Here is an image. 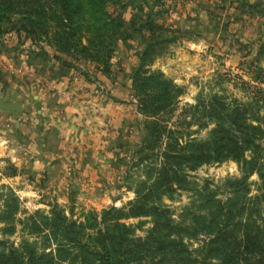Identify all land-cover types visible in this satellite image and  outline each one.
<instances>
[{"label":"rangeland","instance_id":"rangeland-1","mask_svg":"<svg viewBox=\"0 0 264 264\" xmlns=\"http://www.w3.org/2000/svg\"><path fill=\"white\" fill-rule=\"evenodd\" d=\"M70 1L79 4L80 9L73 13V32L68 33L67 48L55 46L51 32L41 33L34 29L32 37L29 36L19 26L26 23L19 13H6L0 17V102L15 106L0 116V196L3 197L7 190L4 186H7L18 196L19 207L27 212L38 209L47 213L54 203L66 215L80 219L89 211L99 212L110 205L124 206L134 196L129 187L143 172L136 162L140 136L155 116L143 111L144 104L140 105L139 91L132 88L134 73L138 72V77L140 70L145 75L161 72V79L178 87L172 99L176 102L173 113H178L184 103L194 104L199 95L210 93L245 100V91L239 85L242 79L255 83L264 91V1ZM17 26L20 27L18 32L14 29ZM79 43L85 44V48L80 49ZM55 64L69 68L74 77H80L90 88L84 114L79 118L75 114L76 119H71L72 136L68 142L60 144L64 162L62 181L59 176L57 181H52L48 171L21 167L12 160L8 154V140H16L17 146L30 142L29 138H20V133L14 129V121L18 124V116L24 117L20 113L22 108L30 118L36 117V107L35 104L24 107L22 102H26H18L13 93L14 100L3 99L10 80L28 83L38 77L34 71L36 65L51 69ZM0 111L5 110L0 108ZM162 115L170 123L175 118V115L171 119L165 113ZM38 120L39 123L28 127L29 132L43 131L42 119ZM205 131L201 129L197 134L203 136ZM38 135L41 137L40 133ZM52 142L54 146L58 145L53 135ZM26 152V160H33L28 155L31 152ZM189 174V180L196 185L206 180L220 185L223 178H238L240 171L236 161L227 159L220 163H203ZM247 180L250 190L244 200L246 208L240 216L243 221L250 219V215L258 218L249 208L254 200L252 196L259 193L257 173H251ZM163 201L170 210L168 216L173 227L189 223V217L184 213V205L189 202L187 190H180L173 199L163 198ZM24 213L16 216L22 217ZM119 222L127 226V238L143 240L153 226V217H122ZM18 228L16 223L14 231L0 232V238L17 245L26 235ZM162 229L160 231L169 241L183 233L172 227ZM240 236L241 229H233L232 244L234 240H240ZM182 237L187 247L185 263L175 260L171 264H201L204 242L209 236L185 233ZM32 238H36L37 243L41 240L38 236H27L28 240ZM140 253L147 257V253ZM246 257L248 260L237 255L232 263L256 261L255 257ZM145 262L152 264L148 257L142 264ZM257 263L264 264V258ZM132 264L137 263L133 261Z\"/></svg>","mask_w":264,"mask_h":264},{"label":"trees","instance_id":"trees-1","mask_svg":"<svg viewBox=\"0 0 264 264\" xmlns=\"http://www.w3.org/2000/svg\"><path fill=\"white\" fill-rule=\"evenodd\" d=\"M78 9L80 5L70 0H0V17L19 13L26 20L19 26L29 36L34 29L51 32L55 46L62 48L68 47L73 13ZM19 26L14 27L16 32ZM79 45L85 48V44ZM137 74H133L132 88L139 91L143 111L155 118L140 136L136 162L143 172L132 187L128 186L133 198L122 207L110 205L75 219L54 203L47 213L38 209L27 212L19 207L15 192L4 186L7 190L0 196V232L10 233L18 223V229L26 235L17 245L0 238V264H142L147 257L152 264H171L175 260L185 263V233L209 236L201 264H233L237 255H243L244 260L246 255L255 257L256 261L247 264H258L264 258V205L260 206L264 203L263 89L242 79L239 85L245 91V100L210 93L199 95L194 104L184 103L178 113H173L176 102L172 99L178 87L161 79V72L145 75L140 70ZM163 113L170 119L175 115L172 123L162 118ZM201 129L206 130L203 136L197 134ZM227 159L238 164V178H223L220 185L209 180L196 185L189 180V173L199 165ZM253 172L258 175L259 193L252 196L254 200L248 207L258 218L250 215L243 221L240 216L250 190L247 178ZM180 190L189 193V202L184 205L189 223L173 227L163 198L173 199ZM20 212L25 213L16 216ZM137 215L153 217V226L143 240L127 238V226L119 222L122 217ZM171 227L183 233L169 241L160 230ZM235 228L241 229V238L232 244L230 237ZM28 235L41 240H28ZM140 252L147 253V257Z\"/></svg>","mask_w":264,"mask_h":264},{"label":"crops","instance_id":"crops-1","mask_svg":"<svg viewBox=\"0 0 264 264\" xmlns=\"http://www.w3.org/2000/svg\"><path fill=\"white\" fill-rule=\"evenodd\" d=\"M34 71L41 79L37 77L28 83L12 79L7 85L5 84L6 86L4 85L6 87L4 89V101L10 100V98L14 100L13 93L15 96L17 95L18 102L21 103L23 100L26 102H22L24 107L26 104L29 106L35 104V113L37 114L36 117L30 118L29 113L25 109H21L20 113L24 117H28L23 120L24 117L18 116L20 120H18V124L14 121V129L20 133V138L23 140L29 138L31 143H22L17 146L16 140H8L10 142L8 154L15 164L25 168L31 167L35 170L48 171L49 175L51 173L50 180L57 181L56 178L59 176L60 181H62L64 173L61 166H64V162L62 153H60V144L63 145V143L68 142L72 136L71 125H73V121L71 119H76L75 114L77 118L84 114L85 99L86 96H90V93L87 92L90 91V88L86 87L87 83L80 77H74L69 68L63 69L56 64L51 69L43 65H36ZM7 113L6 110L0 111V116ZM39 118L42 119L41 128L45 126L43 131L32 130L29 132L28 127H33L34 123H39ZM38 133L41 137H38ZM15 135L17 136L16 132ZM52 135L54 140L58 142L57 146L53 145ZM26 150L31 152L28 155L33 160H26Z\"/></svg>","mask_w":264,"mask_h":264},{"label":"water","instance_id":"water-1","mask_svg":"<svg viewBox=\"0 0 264 264\" xmlns=\"http://www.w3.org/2000/svg\"><path fill=\"white\" fill-rule=\"evenodd\" d=\"M0 108H1V109H4V110H8V109H14L15 106H8V105L2 104V103L0 102Z\"/></svg>","mask_w":264,"mask_h":264}]
</instances>
